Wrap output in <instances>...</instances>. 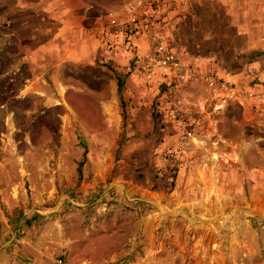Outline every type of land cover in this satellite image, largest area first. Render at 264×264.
<instances>
[{
	"label": "rangeland",
	"instance_id": "374dc122",
	"mask_svg": "<svg viewBox=\"0 0 264 264\" xmlns=\"http://www.w3.org/2000/svg\"><path fill=\"white\" fill-rule=\"evenodd\" d=\"M181 1L161 34L176 96L211 126L222 109L228 145L176 135L177 74L140 72L148 40L98 65L45 58L34 91L0 55V264H264V0Z\"/></svg>",
	"mask_w": 264,
	"mask_h": 264
},
{
	"label": "crops",
	"instance_id": "0c3cea01",
	"mask_svg": "<svg viewBox=\"0 0 264 264\" xmlns=\"http://www.w3.org/2000/svg\"><path fill=\"white\" fill-rule=\"evenodd\" d=\"M135 1L0 0V55L11 58V67L14 70H19V66L27 64L32 77L27 79V83L30 84L22 87V91L29 89L34 91V84L40 78L37 74L41 71L40 65L45 58L49 59L48 65H98L112 57L113 52L120 56L122 52L138 56L142 52L148 54L145 34L134 33L144 36L145 39L124 35L125 32L113 30L108 22L111 16L119 20L125 19L127 6ZM164 1L170 3L167 7L162 1V10L166 12L167 18L171 17L172 22H176L174 14L178 10L173 9V6L177 4L178 7L182 1L176 0L174 4H172L173 0ZM163 28L161 34L165 37ZM167 46L171 48L168 44ZM148 64L150 65L147 57L139 59L140 72L145 73ZM135 76L139 75L135 74ZM220 95L225 97L214 99L207 105L209 111L227 105L228 92ZM200 109V104H197L196 112L183 110L180 116L168 115L169 122H173V127L177 129L176 135H188L189 138H194L212 133L222 138L224 144L228 145V129L221 122L228 121V115L220 113L222 109L219 107L216 108L215 114L212 113L216 124L211 126L208 114ZM170 113L173 114L172 110Z\"/></svg>",
	"mask_w": 264,
	"mask_h": 264
},
{
	"label": "built area",
	"instance_id": "2783aa9c",
	"mask_svg": "<svg viewBox=\"0 0 264 264\" xmlns=\"http://www.w3.org/2000/svg\"><path fill=\"white\" fill-rule=\"evenodd\" d=\"M113 30L122 32L143 33L146 35L151 52L147 57L150 65H157L164 72L175 73L171 87L170 104L174 116L182 113L180 100L176 96L180 81L184 74L179 55L167 46L161 35V28L166 26L165 11L162 10V0H136L127 6V17L119 20L111 16L108 20ZM206 81L212 87L228 88V82L213 74H206Z\"/></svg>",
	"mask_w": 264,
	"mask_h": 264
},
{
	"label": "trees",
	"instance_id": "16d2710c",
	"mask_svg": "<svg viewBox=\"0 0 264 264\" xmlns=\"http://www.w3.org/2000/svg\"><path fill=\"white\" fill-rule=\"evenodd\" d=\"M121 87H122L121 82H118V92L121 91Z\"/></svg>",
	"mask_w": 264,
	"mask_h": 264
},
{
	"label": "water",
	"instance_id": "95a60500",
	"mask_svg": "<svg viewBox=\"0 0 264 264\" xmlns=\"http://www.w3.org/2000/svg\"><path fill=\"white\" fill-rule=\"evenodd\" d=\"M27 264H30V263H27Z\"/></svg>",
	"mask_w": 264,
	"mask_h": 264
}]
</instances>
